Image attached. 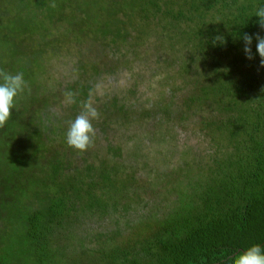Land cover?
<instances>
[{"label":"trees","instance_id":"obj_1","mask_svg":"<svg viewBox=\"0 0 264 264\" xmlns=\"http://www.w3.org/2000/svg\"><path fill=\"white\" fill-rule=\"evenodd\" d=\"M260 7L0 0V70L25 81L0 128V264H232L264 250ZM153 50L155 68L101 99L98 82ZM73 52L79 80L62 92L53 61ZM154 78L161 91L147 107L140 87ZM85 103L98 117L81 152L66 134Z\"/></svg>","mask_w":264,"mask_h":264},{"label":"clouds","instance_id":"obj_2","mask_svg":"<svg viewBox=\"0 0 264 264\" xmlns=\"http://www.w3.org/2000/svg\"><path fill=\"white\" fill-rule=\"evenodd\" d=\"M51 6L55 7V4L53 3ZM255 15L260 18V26L264 28V7L258 8ZM215 39L223 41L221 36H217ZM257 39V51L262 58L260 63L264 66V38L257 35ZM244 41V51L251 59L252 36L245 34ZM0 79L3 81V83H0V128H3L12 116L16 97L24 91L25 81L23 73L12 75L5 73L3 70H0ZM83 108L84 110L70 123L66 134L68 146L81 152L86 151L92 143V137L95 135L92 120L98 117V112L90 103H85ZM232 264H264V250L259 244L252 245L246 251L237 255L232 260Z\"/></svg>","mask_w":264,"mask_h":264},{"label":"rangeland","instance_id":"obj_3","mask_svg":"<svg viewBox=\"0 0 264 264\" xmlns=\"http://www.w3.org/2000/svg\"><path fill=\"white\" fill-rule=\"evenodd\" d=\"M150 53L151 55H149L150 56L149 60L147 62L143 61L142 65L136 62L132 63L133 72H131V74L124 75L123 77H119L118 79L115 77H108V78L106 77L105 79L98 82L95 90L96 92H98V94L101 95V99L105 97L106 92L114 89V87H119L123 91L129 89L130 86L133 84V82L137 81V79L139 78L138 76L141 68L142 69H145V67L155 68L156 67L155 59L157 53L155 52V50L151 51ZM53 62L54 64L52 65L53 69L51 70V76H52L51 78L53 81L55 80L59 81L60 86L62 87L61 88L62 92L72 84L78 82L79 74L77 73L78 68L76 67V57L74 52L69 56L66 57L64 56L59 59H55V61ZM116 81H118V84L116 83ZM157 87L158 86H156L155 78L152 79V81H150L149 84H147V86L140 87V91L144 92L143 99L149 100V103L146 104L147 107L151 105L150 102L152 103L156 102L155 100H157V98L155 96H157V94H159V92L161 91V89ZM63 96H67V95H63ZM63 101L65 102L66 100ZM150 148H152V146H150ZM147 150L149 151V156H151L152 150L149 149V147L147 148ZM157 161H159V163H157ZM151 166L153 167L151 169L153 170L152 172L154 171L156 172L159 171L160 169H163L165 164L162 161V159L159 157L158 160L151 163ZM139 175H140V180L142 181L141 184L144 183L147 186L148 179L145 177V174L140 173Z\"/></svg>","mask_w":264,"mask_h":264}]
</instances>
